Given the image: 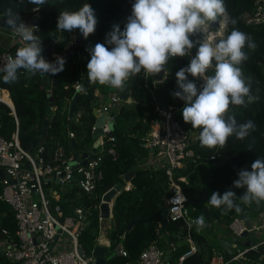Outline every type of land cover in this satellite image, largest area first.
<instances>
[{"label":"trees","instance_id":"obj_1","mask_svg":"<svg viewBox=\"0 0 264 264\" xmlns=\"http://www.w3.org/2000/svg\"><path fill=\"white\" fill-rule=\"evenodd\" d=\"M86 3L94 10L98 22L93 34H90L87 39L82 37L81 44L66 60L64 70L53 76L56 81L53 87V107L46 101L41 89V84L46 77L38 74L31 76L24 70H20L18 82L7 84L2 79L4 73H0V88L10 90L15 106L14 110L9 104L0 100V135L11 138L18 129L22 146L29 149L33 140L40 137L45 121L49 120L44 140L46 148L44 155L48 158L51 157L52 147L57 141H61L68 152L77 151L72 145L71 131L75 133V139L80 145L93 143L95 138L92 128L98 117L96 113L98 96L95 92L99 90L106 94L119 91L87 80V63L91 58L89 49L97 43H105L106 34L112 30L114 24H118L123 31L127 18L132 14V5L135 0H48L41 5L40 16L35 17L39 27L34 32L42 40V55L47 61L53 62L56 60L55 54L62 52L74 41L75 35L80 32L79 29H74L70 33L56 30L58 16L62 11H78ZM224 3L228 14L227 27L224 36L218 41L226 39L233 28H237L249 34L257 44L256 50L249 52V59L241 65V68L244 76L251 80L252 94L258 95L259 100L248 104L247 107L230 105L229 109L238 123L252 120L256 130L244 140H238L234 136L229 137L223 148L217 146L209 149L201 146L199 139L201 130L192 128L190 123L183 120L182 109L185 101L172 95L175 91H182L177 85L176 73L181 68L188 67L191 59L196 56L198 47L195 44L189 55L170 58L166 65L169 68V75L158 85L157 98L147 85L143 71L130 79L126 85L131 82L129 92L133 101L121 103L116 108L112 132L116 137L118 156L116 158L110 154L104 156V177L99 182L96 192L88 194L73 184L67 186L60 201L66 211L78 205L92 208L93 213L89 217V224L80 238L88 251L91 252L94 249L100 235L99 210L94 208L101 203L102 195L121 182L128 171L137 167L140 158L146 159L150 153V149L144 146V137L160 120L156 112L157 102L164 106L176 105L178 107L176 118L187 131L197 134L190 145L195 156L189 160L185 168L175 170L177 178L181 175L188 178V182L178 180L188 197L187 205L196 207L193 214L197 218L203 215L205 223L214 225L217 222L228 230L233 218L244 214L255 216L264 208V202L260 205L255 203L244 205L237 199L236 203L240 204L241 211L237 213L233 209L227 214H222L223 206L216 208L208 202L213 192H219L222 195L230 190L238 197L242 195L244 189L233 187V182L238 179V172L244 170L248 163L247 170L251 171V165L255 160L264 159V21H250L246 17L247 13L264 14V0H224ZM30 6L35 5L30 4ZM232 20L236 21L235 25L231 23ZM198 36L199 34L196 33L191 35L190 39L194 42ZM108 47L110 50L111 46ZM12 50L15 51L16 48ZM186 75L188 80L197 85L198 90L202 89L201 81L197 77ZM207 75H214V67L208 70ZM153 79L154 75L150 74L149 83ZM77 81H80L86 91L78 92L75 113L73 117H70L69 106L77 92L75 88ZM79 113L81 115L77 117ZM249 145L252 146V150H248ZM211 156L215 158L212 159ZM133 183L132 189L122 190L115 199L114 226L110 232L111 245L104 254L107 264H128L130 260L136 259L146 247L159 238V228L163 232L170 233L172 241L187 235V228L182 221H163L164 211L167 208L166 201L170 195V180L165 167L159 169L140 167L133 178ZM204 188L207 191V197L205 203L200 205L195 198L203 193ZM2 189L3 183L0 176V192ZM208 210L211 217L209 222L207 221ZM133 218H137V221L131 230L127 231V225ZM0 224L12 230L15 229V217L11 206L3 201H0ZM191 235L197 242L198 249L186 256L183 264H209L215 247L203 231L194 230ZM120 246L128 250V256L118 253ZM258 254L253 251L249 253L254 259L252 264H259ZM181 255L179 249H176L169 264H176ZM0 260V264H8L4 259Z\"/></svg>","mask_w":264,"mask_h":264},{"label":"clouds","instance_id":"obj_2","mask_svg":"<svg viewBox=\"0 0 264 264\" xmlns=\"http://www.w3.org/2000/svg\"><path fill=\"white\" fill-rule=\"evenodd\" d=\"M47 2L29 0L30 4L37 6V11ZM225 16L224 0H135L123 31L114 24L106 34L105 43H97L89 49L91 58L87 63V80L123 90L126 83L142 71L146 77L161 73L170 58L190 54L194 47L191 35L205 32V25ZM2 18L5 26L23 42L15 58L10 57L0 67L4 83L18 82L20 70L42 77L54 76L64 70L66 60L63 57L58 56L53 62L43 57L42 40L35 34V26L25 24L12 8L6 9ZM97 22L94 10L86 3L78 11L60 12L56 30L70 33L79 29L87 39L94 33ZM231 23L235 25L236 21ZM106 45L111 46L110 50ZM256 48L257 44L249 34L233 28L226 39L214 46L206 40L201 43L189 66L176 73L177 85L182 91H175L172 95L185 101L183 120L192 128L201 130L199 139L202 147L223 148L229 137L244 140L256 130L252 120L238 123L229 110L230 105L247 107L259 100L258 95L252 94L251 80L244 76L241 68L249 59V52ZM213 67L214 75H207ZM186 74L202 78V89L198 90ZM78 90H84L82 84ZM248 150H252L251 145ZM233 187L244 189L243 194L238 197L230 190L222 195L213 192L208 202L216 208L223 206L222 214L233 209L239 213L241 207L236 203L237 199L244 205L264 202V159L255 160L251 171L240 170ZM186 199L180 194L172 200L185 202ZM193 223L197 231L207 226L203 215Z\"/></svg>","mask_w":264,"mask_h":264},{"label":"built area","instance_id":"obj_3","mask_svg":"<svg viewBox=\"0 0 264 264\" xmlns=\"http://www.w3.org/2000/svg\"><path fill=\"white\" fill-rule=\"evenodd\" d=\"M36 7V5L31 7L22 18L25 24L35 26V29L39 27L35 17L40 16L41 6L38 11ZM246 17L250 21H264V14L260 12L247 13ZM4 31L0 26V37ZM9 34L10 45L0 49V67L10 57L15 58L17 49L23 46L19 36L12 31H9ZM14 47L15 51L12 50ZM149 75L146 77L147 85L157 98L158 85L167 79L169 71L164 74L163 79L154 78L151 83L148 81ZM75 88L76 90L81 88L80 81L76 82ZM110 99L109 104L96 108L98 116L106 112L110 118L102 125L103 134L98 136L100 143L87 163H84V154L96 139L89 145L78 143L76 152H68L63 143L57 141L52 147L51 157L48 158L44 155L46 149L44 142L33 153L24 148L18 129L11 138L0 135V168L5 169L11 179L2 178L3 189L0 192V201L11 206L15 217L14 230L0 224V259H4L8 264H99L94 249L100 245V235L91 252H88L80 241L82 233L89 224L92 208L78 205L66 211L60 201L69 185L74 184L88 194L96 192L99 182L104 177V156L106 154L114 158L118 156L116 137L112 134L114 130L112 123L115 121L116 108L121 103L131 101L132 98L122 100L120 91H115ZM0 100L3 99L0 97ZM177 111L176 105L164 106L157 102L156 112L160 120L145 135L144 146L154 151L155 159L164 164L170 180V195L167 199L168 221H182L187 228L185 238L191 243L192 250L178 258L176 264H183L185 257L198 249V244L191 235L196 230L193 221L197 217L193 214L196 207L187 205L188 197L179 182V180L188 182V178L183 175L177 178L175 170L185 168L189 160L195 156L190 145L197 134L187 131L182 126L176 118ZM80 115L79 113L78 117ZM96 129L97 126L93 125V132ZM70 136L75 138V133L71 131ZM81 146L83 148H79ZM46 187L52 195L47 194ZM104 194L99 206L94 208L99 210L100 223L105 219L101 211ZM180 194L187 198L186 201L174 202L172 199ZM229 231L232 235V255L228 258L224 252L214 251L209 264L232 262L252 264L254 259L249 255L251 251L259 253V264H264V208L254 217H249V221L243 216L233 218ZM245 232L247 235L243 237ZM253 237L256 238V243L252 242L242 249L239 248L240 240L252 241ZM175 249V244H172V249L166 250L154 241L128 264H168L171 252ZM118 253L129 255L124 246L119 247Z\"/></svg>","mask_w":264,"mask_h":264},{"label":"water","instance_id":"obj_4","mask_svg":"<svg viewBox=\"0 0 264 264\" xmlns=\"http://www.w3.org/2000/svg\"><path fill=\"white\" fill-rule=\"evenodd\" d=\"M8 8H12L13 11L18 12L20 19L22 20L23 16L25 13L30 11V3L29 0H0V26L6 30V31H11L10 29H8L5 24H4V19L3 17V12L8 9ZM225 25L227 27V19L225 21ZM82 37L83 35L79 32L76 36L74 41L68 46L66 47L59 55V57H63L65 60H67L76 50V48L81 44L82 42ZM1 49V46H0ZM169 71V68L167 66H165L164 71H162L161 73L155 74L154 78L155 79H163L164 74L166 72ZM46 80H48V82H52V84L55 86L56 85V81L54 80L53 76H49L43 80L42 85H41V89L43 90V96L46 97V101L49 103V105L51 107L54 106V96L50 93V92H46ZM84 80V79H82ZM131 84V82H130ZM130 84H127L125 86V88L123 90H119L120 91V97L122 100H128L130 98ZM80 90H77V92L75 93L71 104L69 106V116L73 117L74 113H75V108L77 105V97H78V92ZM4 101V100H2ZM5 102V101H4ZM8 103V102H6ZM14 110L15 107L14 105L8 103ZM109 115L104 112L101 115H99L96 119L95 125L97 126V129L93 132V136L96 139L94 144L87 150V152L84 154V158H85V162L87 163L88 160L90 158L93 157L94 153L96 152V149L100 143V139H99V135L103 134V129H102V125L109 119ZM45 126L44 128L40 131L41 135L40 137H36L29 150L31 153L34 152V150H37L39 148V146H41L45 140L46 134H47V128L49 126V120L45 121ZM114 124V122L112 123ZM72 145L73 148L76 149L78 147V141L73 138L72 139ZM79 148H83V146L79 147ZM77 166L75 165L74 168H76ZM249 168V163L245 165L244 170H247ZM135 175V171L133 169H131L130 171H128L125 174V180L126 181H132L133 176ZM0 176L1 178H7L8 180L10 179V175L5 171V169L0 168ZM124 187L123 182H118L116 185H114L112 188H110L103 196V202L101 204V211H102V215L104 218L109 219L112 215H111V207H110V203L117 197V195L122 191ZM206 197H207V191L204 188L203 193L195 198V201L197 203H199L200 205H203L206 201ZM168 200L166 201V205L168 206ZM167 213H168V209L166 208V210L164 211V215H163V221L168 222V217H167ZM207 218L210 219V211H207ZM244 218L249 221V217L247 214L244 215ZM137 219L133 218L127 225V231L131 230V228L133 227V225L136 223ZM247 235V232L243 233V237ZM101 241L99 242V246H97L94 249V255L97 258V261L99 264H105L106 262V257L104 256L106 249H107V237H106V228H103L101 231ZM219 241L221 242V244L223 245L224 249H225V255L226 257H230L233 253V249H232V243L230 240L228 239H219ZM256 243V238L253 237L252 241H246L244 242L243 240L239 241V248H243L245 245L248 246L250 245V243Z\"/></svg>","mask_w":264,"mask_h":264},{"label":"crops","instance_id":"obj_5","mask_svg":"<svg viewBox=\"0 0 264 264\" xmlns=\"http://www.w3.org/2000/svg\"><path fill=\"white\" fill-rule=\"evenodd\" d=\"M9 36H10L9 31L5 30L0 37V46L1 47L4 48V47H8L10 45V37ZM60 53H56L55 56L58 57L60 55ZM45 87H46V92H50L53 95L54 85L52 84V82H50V81L48 82V80H46ZM4 91L8 92V94L12 100L11 92H10V90H8L6 88H0V96H1L2 92H4ZM95 93L98 96L96 108H98L99 106L107 105L110 103V100H111L110 97H111L112 93H106L105 94L99 90H97ZM132 101L133 100L131 99V101H129L128 103H132ZM5 102H7V101H5ZM10 104L14 105L13 100ZM78 115H77V117H78ZM146 157H147L146 159H144L143 157L140 158V161H138V163H137V167L133 168V170L135 171V175L137 174L138 168H140V167H149V168H155V169H159L161 167H164V164L160 160L155 159L156 157L154 155V151H152L151 149H150V153ZM134 176H133V178H134ZM133 178H132V181H126L125 177L123 178L122 182L124 184V187L122 190H124V189L130 190L134 187ZM115 199L110 203L111 209H112V216L109 219L105 218L101 223V231L103 228H106V237H107V241H108L107 248L111 245L110 232L114 226V209L113 208H114ZM244 215H243V217H244ZM247 215H248V217H254V216H251L250 214H247ZM207 221L209 222L210 219L207 218ZM205 224L207 226L203 227L201 232L202 231L204 232L205 236L208 238L210 243L215 247L214 251H220V252L225 253V249H224L223 245L221 244V242L219 241V239H228V240L232 241V235H231L229 229L228 230L224 229L217 222H215L214 225H210L209 223H205ZM101 231H100V236H101ZM158 233L160 236L156 241L159 245H161L162 248H164L166 250H170V249H172V244H175L176 249H179V251L181 252L182 255H184V254L188 253L190 250H192L191 243L185 237L184 238H177L176 241H172L170 233L163 232V231H161L160 228L158 229ZM174 251L171 252V256L173 255ZM169 263H170V260H169Z\"/></svg>","mask_w":264,"mask_h":264},{"label":"rangeland","instance_id":"obj_6","mask_svg":"<svg viewBox=\"0 0 264 264\" xmlns=\"http://www.w3.org/2000/svg\"><path fill=\"white\" fill-rule=\"evenodd\" d=\"M226 19H227V16L218 17L216 22H209L208 25H205V32H203V31L197 32L199 34V36L194 41L195 46H197L199 48L200 44L203 43L205 40L208 43L213 44V46H214L215 43L218 42L219 38H221L225 34V30H226L225 21H226ZM197 78L199 79V81H201L200 87H202L204 84V80L202 78H199V77H197ZM46 191H47V194L52 195V192L47 190V187H46ZM88 252H90V251H88Z\"/></svg>","mask_w":264,"mask_h":264},{"label":"bare ground","instance_id":"obj_7","mask_svg":"<svg viewBox=\"0 0 264 264\" xmlns=\"http://www.w3.org/2000/svg\"><path fill=\"white\" fill-rule=\"evenodd\" d=\"M228 15V14H227ZM223 22V21H222ZM223 29V28H222ZM215 31V30H214ZM216 35V34H215ZM212 36V35H211ZM218 36V35H217ZM209 37V36H208ZM2 90V89H1ZM3 100H5V101H7V102H9V103H11L12 102V100H11V98H10V96H9V94H8V92L7 91H4V92H2V94H1V96H0Z\"/></svg>","mask_w":264,"mask_h":264}]
</instances>
